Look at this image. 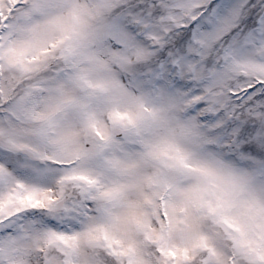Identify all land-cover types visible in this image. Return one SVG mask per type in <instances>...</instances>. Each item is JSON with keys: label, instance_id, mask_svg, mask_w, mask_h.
<instances>
[{"label": "snow or ice", "instance_id": "snow-or-ice-1", "mask_svg": "<svg viewBox=\"0 0 264 264\" xmlns=\"http://www.w3.org/2000/svg\"><path fill=\"white\" fill-rule=\"evenodd\" d=\"M0 264H264V0H0Z\"/></svg>", "mask_w": 264, "mask_h": 264}]
</instances>
